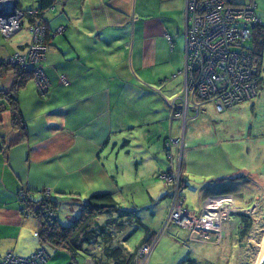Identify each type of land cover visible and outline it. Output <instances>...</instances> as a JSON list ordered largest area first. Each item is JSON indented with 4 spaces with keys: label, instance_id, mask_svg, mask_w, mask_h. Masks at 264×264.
I'll return each mask as SVG.
<instances>
[{
    "label": "crops",
    "instance_id": "1",
    "mask_svg": "<svg viewBox=\"0 0 264 264\" xmlns=\"http://www.w3.org/2000/svg\"><path fill=\"white\" fill-rule=\"evenodd\" d=\"M243 2H254L264 23V0L237 3ZM32 6L38 8V1L15 0L8 7ZM41 15L46 26L42 65L49 89L40 93L33 78L20 85L22 128L13 126L9 105L0 97V257L6 251L27 256L40 246L34 217L21 210L19 190L37 199L47 189L60 203L70 204L68 215L73 216L93 193L110 192L121 205L113 194L118 165L110 157L119 141L128 155L134 139L156 158L165 151L167 136L183 132L186 144L188 134L187 142L200 138V132L209 134L214 121L208 107L184 125L180 117L169 118L166 97L177 91L179 84H173L178 77L182 87L185 0H55ZM25 17V27L22 23L9 36L0 33V63L30 42L32 19ZM62 75L67 83L60 80ZM13 84L12 70L0 72V91ZM165 162L164 169L155 162L139 176H159L171 167L167 158ZM226 179L204 184L202 200L231 193ZM46 248L50 257L45 264H70L65 251ZM87 257L80 256L78 263L84 264Z\"/></svg>",
    "mask_w": 264,
    "mask_h": 264
},
{
    "label": "rangeland",
    "instance_id": "2",
    "mask_svg": "<svg viewBox=\"0 0 264 264\" xmlns=\"http://www.w3.org/2000/svg\"><path fill=\"white\" fill-rule=\"evenodd\" d=\"M22 23L24 27L27 25L26 17L22 18ZM179 81L181 77L174 81L173 85L179 86L176 92L166 97L167 101L182 93ZM192 100L203 104V109L208 107L213 112L210 117H214V121L211 123L209 134L207 131L200 132V138L187 142L190 137L188 134L186 144L183 136L182 144L185 150L180 166L178 159H170L166 151L159 152L160 155L156 158L146 154L147 148L138 146V141L134 139H130L128 155L125 151L127 146L119 141L110 156L118 165L114 178L117 185L114 186L113 194L121 206L137 210L142 223L154 231L155 243L147 256V264H182L186 257L196 259L197 264H256L264 249V67L260 72L257 93L251 98L227 106L221 111H216L212 102H203L202 98L195 95ZM110 145L111 142L108 148ZM187 146L190 149L186 148ZM175 148L174 146L173 152ZM135 149L139 150L138 155L131 159ZM159 157L164 162L166 158L170 161L169 169L173 167L174 170H183L187 182L184 180L179 188L184 197L183 205L192 211L198 212L201 207V187L204 184L215 178H227L225 181L231 184L230 192L238 209L221 223V236L209 232L205 238H200L192 233L189 238V229L171 221L164 224L171 204L168 195L171 187L160 176H151L150 179L148 176H139L141 169L149 172L150 166L155 162L158 167L163 166L160 169H164L166 162L159 160ZM136 164L137 170L134 166ZM183 165L187 168L184 169ZM45 192L48 190L45 189ZM70 207V204L59 203L57 216L60 222L65 223L68 217L73 216L68 215ZM239 211L251 218L249 227L241 235ZM75 213H78V210ZM125 235L129 237L125 245L133 250L143 237V230L141 227L133 230L129 226L120 233V237ZM142 260L143 256H139L138 263H142Z\"/></svg>",
    "mask_w": 264,
    "mask_h": 264
},
{
    "label": "built area",
    "instance_id": "3",
    "mask_svg": "<svg viewBox=\"0 0 264 264\" xmlns=\"http://www.w3.org/2000/svg\"><path fill=\"white\" fill-rule=\"evenodd\" d=\"M25 16L32 19L28 24L31 40L22 52H14L4 63L34 65L33 79L38 91L45 93L49 89L42 65L46 50V26L38 8L32 6L11 10L8 6H2L0 33L5 36L15 33L22 27V18ZM184 17V65L179 72L182 75V93L168 102L169 118L180 117L183 125L203 110V104L192 100L194 95L202 98L203 102H212L216 111H221L257 93V68L244 44L250 39L251 25L261 22L254 2L237 3L234 0H185ZM57 30L61 31L62 27ZM60 80L67 83L63 75ZM182 141L183 132L179 137L167 136L164 148L170 159L177 158L180 161ZM180 170L172 167L159 174L171 187V204L164 224L171 221L189 229V238L192 233L200 238L209 232L221 236V223L238 209L233 196L228 192L210 194L202 200L198 212L192 211L183 205L184 197L179 187L184 179ZM20 196L23 201L24 193H20ZM154 243L153 238L150 243L138 248L136 264H147V256ZM139 256H143L142 263H138ZM48 258L49 254L43 247L27 256L6 251L0 257V264H44ZM85 264H93V261L88 258Z\"/></svg>",
    "mask_w": 264,
    "mask_h": 264
},
{
    "label": "trees",
    "instance_id": "4",
    "mask_svg": "<svg viewBox=\"0 0 264 264\" xmlns=\"http://www.w3.org/2000/svg\"><path fill=\"white\" fill-rule=\"evenodd\" d=\"M37 1L38 11L41 14L55 0ZM250 28V39L244 45L249 50L251 60L257 68L256 78L259 83L260 72L264 67L262 65L264 23L256 22ZM45 39L46 33L44 35V44L46 45ZM33 68L34 65L21 66L0 63V72L10 69L14 73L13 86L8 91H0V97L6 100L9 105L13 126L20 128L23 126V121L18 108L17 90L27 79L33 78ZM183 181H181L182 184ZM22 191L25 198L23 197L24 200L21 201V210L25 214H31L35 219L39 247H43L48 254L49 251L46 247H51L55 251H65L69 255L70 264H79L78 258L85 255L88 256L85 261L90 258L93 264H136L138 248L142 244L150 243L154 238V231L142 223L137 210L122 208L110 192L90 194L79 205L78 213L63 223L57 216L59 199L45 191H42L40 198L34 199L29 196L28 191L19 190L20 200ZM239 212L241 235L249 227L251 218L244 212ZM129 226L133 230L138 227L143 230V237L133 250H129L125 245L129 239L128 235L120 237V233ZM182 264H197V261L192 257H186L182 260ZM206 264L215 263L208 262Z\"/></svg>",
    "mask_w": 264,
    "mask_h": 264
},
{
    "label": "water",
    "instance_id": "5",
    "mask_svg": "<svg viewBox=\"0 0 264 264\" xmlns=\"http://www.w3.org/2000/svg\"><path fill=\"white\" fill-rule=\"evenodd\" d=\"M4 5L13 7L15 5V0H0V8L1 6H4ZM259 264H264V253H262Z\"/></svg>",
    "mask_w": 264,
    "mask_h": 264
},
{
    "label": "bare ground",
    "instance_id": "6",
    "mask_svg": "<svg viewBox=\"0 0 264 264\" xmlns=\"http://www.w3.org/2000/svg\"><path fill=\"white\" fill-rule=\"evenodd\" d=\"M262 253H264V249H262ZM261 256H262V254L260 253V254H259V256H258V261H257V263H256V264H259V262H260V259H261Z\"/></svg>",
    "mask_w": 264,
    "mask_h": 264
}]
</instances>
